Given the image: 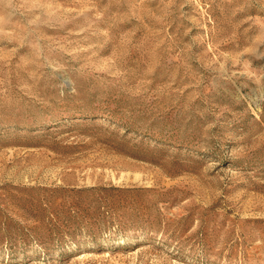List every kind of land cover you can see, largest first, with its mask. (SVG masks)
Listing matches in <instances>:
<instances>
[{"label": "rangeland", "instance_id": "rangeland-1", "mask_svg": "<svg viewBox=\"0 0 264 264\" xmlns=\"http://www.w3.org/2000/svg\"><path fill=\"white\" fill-rule=\"evenodd\" d=\"M0 264H264V0H0Z\"/></svg>", "mask_w": 264, "mask_h": 264}]
</instances>
